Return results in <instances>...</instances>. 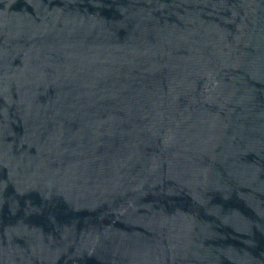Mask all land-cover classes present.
<instances>
[{"label":"water","instance_id":"water-1","mask_svg":"<svg viewBox=\"0 0 264 264\" xmlns=\"http://www.w3.org/2000/svg\"><path fill=\"white\" fill-rule=\"evenodd\" d=\"M0 264H264V0H0Z\"/></svg>","mask_w":264,"mask_h":264}]
</instances>
